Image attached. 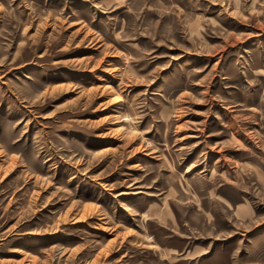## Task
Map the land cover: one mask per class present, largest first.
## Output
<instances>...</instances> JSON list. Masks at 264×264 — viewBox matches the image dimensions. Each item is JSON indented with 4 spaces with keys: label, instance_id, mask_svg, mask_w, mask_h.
Instances as JSON below:
<instances>
[{
    "label": "rangeland",
    "instance_id": "374dc122",
    "mask_svg": "<svg viewBox=\"0 0 264 264\" xmlns=\"http://www.w3.org/2000/svg\"><path fill=\"white\" fill-rule=\"evenodd\" d=\"M0 264H264V0H0Z\"/></svg>",
    "mask_w": 264,
    "mask_h": 264
}]
</instances>
